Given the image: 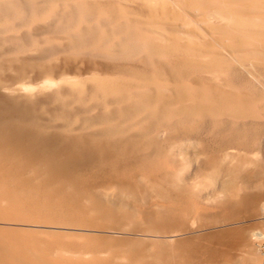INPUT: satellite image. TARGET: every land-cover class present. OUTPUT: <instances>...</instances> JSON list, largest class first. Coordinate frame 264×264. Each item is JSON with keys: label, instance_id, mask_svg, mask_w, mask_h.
<instances>
[{"label": "bare ground", "instance_id": "bare-ground-1", "mask_svg": "<svg viewBox=\"0 0 264 264\" xmlns=\"http://www.w3.org/2000/svg\"><path fill=\"white\" fill-rule=\"evenodd\" d=\"M263 142L264 0H0V264H264Z\"/></svg>", "mask_w": 264, "mask_h": 264}, {"label": "rangeland", "instance_id": "rangeland-1", "mask_svg": "<svg viewBox=\"0 0 264 264\" xmlns=\"http://www.w3.org/2000/svg\"><path fill=\"white\" fill-rule=\"evenodd\" d=\"M260 152L261 153L259 155H260V160H261V159H264V142L261 145ZM176 156L178 157L177 151H176ZM178 161L180 162V165L182 166L183 164L180 160V157H178ZM195 163H196L195 160H191L189 165H187L188 167L187 168L184 167V169H183V170L186 169L185 172L183 173V178H184L185 184H190L191 182L195 181V174H196L197 169H198V166L196 167L197 163L196 164ZM260 166H261V168L264 167V160H262L260 162ZM194 171H196V172H194ZM192 173H193V175H192ZM204 191H202L200 193V203L202 205H207L208 204L207 201L209 200L208 197L211 196V190H204ZM205 201L207 204L204 203ZM200 215H201V218L203 219V222L201 224L202 225V228H201L202 232L201 233H205L207 235L208 234L211 235V234L216 233L217 231H220L221 229L227 228V227H238L241 230V232H246L249 234L258 233V232L264 234V225L255 223V221H257V220H254V217H251V216L248 218H244L242 220H236V221L231 222V223H218V222H215V220L219 219L223 216V213L219 210H216L213 208L212 210H209L208 212H206L204 214H200ZM191 223L192 222L190 221L188 226H191L190 225ZM193 225H196V224H193ZM256 243H260V246L258 247V249H260L259 252H260L261 256L264 257V239L262 241L256 242ZM238 253H239V251H236L237 255H238Z\"/></svg>", "mask_w": 264, "mask_h": 264}]
</instances>
